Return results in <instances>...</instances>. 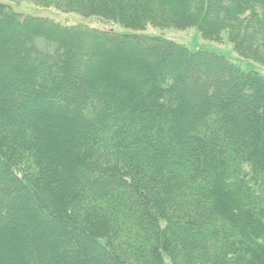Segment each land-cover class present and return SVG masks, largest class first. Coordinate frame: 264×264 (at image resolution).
<instances>
[{
    "label": "trees",
    "instance_id": "16d2710c",
    "mask_svg": "<svg viewBox=\"0 0 264 264\" xmlns=\"http://www.w3.org/2000/svg\"><path fill=\"white\" fill-rule=\"evenodd\" d=\"M0 1V264H264V0Z\"/></svg>",
    "mask_w": 264,
    "mask_h": 264
},
{
    "label": "rangeland",
    "instance_id": "374dc122",
    "mask_svg": "<svg viewBox=\"0 0 264 264\" xmlns=\"http://www.w3.org/2000/svg\"><path fill=\"white\" fill-rule=\"evenodd\" d=\"M12 6L13 9L31 13L33 15L43 16L58 22L61 25H73L80 24L83 26L101 29L112 30L114 32H126L122 25L117 22L108 21L98 18L96 16H82L76 13H64L60 12L52 7L42 8L39 5L31 2L30 0H0ZM146 34L162 35L168 39H172L177 43L186 45L193 49H202L210 52H215L226 56L228 59L234 61L241 66L244 70H254L264 75V65L255 62L254 60L243 58L238 55L232 44L227 38V34H223V38L220 41L209 40L202 37L195 27H187L184 29L177 28H159L153 26H147L145 30L141 31Z\"/></svg>",
    "mask_w": 264,
    "mask_h": 264
}]
</instances>
